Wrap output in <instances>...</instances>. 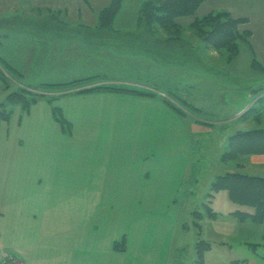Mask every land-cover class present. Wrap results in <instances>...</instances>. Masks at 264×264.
<instances>
[{"label":"rangeland","instance_id":"rangeland-1","mask_svg":"<svg viewBox=\"0 0 264 264\" xmlns=\"http://www.w3.org/2000/svg\"><path fill=\"white\" fill-rule=\"evenodd\" d=\"M147 1L127 0L118 17L132 22ZM25 9V0H0V57L17 71L6 74L9 90L0 82V103L20 90L42 98L29 112L14 106L0 127V253L68 264L65 253L88 242L107 251L100 264H264V228L229 212L209 219L218 176L264 177L240 167L241 156L223 160L232 135L258 127L239 118L263 93L264 51L254 61L244 40L237 59L215 50L191 27L196 13L171 31L131 26L162 33L164 52L135 44L100 53L66 11ZM252 19L263 40L261 18ZM245 39L252 44L251 32ZM92 85L119 90L79 93ZM219 196L230 204L226 191ZM203 241L211 248L200 259Z\"/></svg>","mask_w":264,"mask_h":264},{"label":"trees","instance_id":"trees-1","mask_svg":"<svg viewBox=\"0 0 264 264\" xmlns=\"http://www.w3.org/2000/svg\"><path fill=\"white\" fill-rule=\"evenodd\" d=\"M206 1L207 0H148L145 6L140 9L137 16L138 27L146 26V28L148 27V29L151 30L160 27L164 30L171 31L177 26L176 20L178 18L194 16L201 5ZM122 7L123 0H112L108 6L97 14V27L106 29L107 31L113 29L114 20L121 12ZM48 11L51 12L53 10ZM246 21V19L234 18L229 11L220 10L196 19L191 27L206 44L211 45L215 50L227 53L232 59H237L241 53L240 44L242 42L246 41L250 45L251 52L253 49L250 40L245 39V34L248 35L249 32L241 33L238 28L240 24ZM253 59L256 61L254 50ZM259 65L258 67L264 70V66L260 61ZM7 73L16 74L17 71L8 61L0 57V82H2L4 90L6 91L10 89V83L6 76ZM96 78L98 77H90L79 82H72L67 84L69 85L67 88H71L75 86V84L93 83ZM115 90L119 89H117L116 86L92 85L89 89L81 90L79 93ZM262 92L263 93L260 92L259 99L239 118L240 120L251 119L258 127L238 130L232 135L229 140V151L224 155L223 160H226L228 156L235 159L238 156L242 157L245 155L250 156L252 154L264 153V90ZM149 95L156 94L149 92ZM40 99L42 98L32 96V94L26 90L9 93L6 97V101L0 103V127L3 123L11 120L14 113V106H20L25 112H29L31 106ZM171 107L177 109L173 105H171ZM55 119L60 120L58 117V109L55 110ZM221 191H227L233 203L254 209L253 214L237 211L232 215L240 220L251 219L257 224L264 223V177L247 175L240 172L226 173L225 175L218 176L212 183L213 193H219ZM196 216L202 219L200 213ZM214 216L215 214L212 213L211 217ZM209 249L210 243L203 241L198 244L200 259L203 258L204 252ZM236 264L238 263L236 262Z\"/></svg>","mask_w":264,"mask_h":264},{"label":"crops","instance_id":"crops-1","mask_svg":"<svg viewBox=\"0 0 264 264\" xmlns=\"http://www.w3.org/2000/svg\"><path fill=\"white\" fill-rule=\"evenodd\" d=\"M127 0H123V7ZM135 2V0H130ZM111 2V0H25V12H29L32 9L35 11H42V10H64L67 12L68 16L72 17L70 20L73 24H83V26H86V29L91 31L90 34H87L90 41H97V43L90 44V48L99 49L100 53H103L106 51V49H109L110 47L116 46V47H132L135 44L137 45V48L141 50V48H144L145 50L148 49V47H152V49L156 50L159 48L160 52H164V48L166 47L165 43H160L159 41H165L166 37L162 33L154 34V33H145V32H137L133 27V25L138 26V17H134L130 22L124 17H116L114 20V32L107 31L106 29L98 28V17L97 14L104 9L108 4ZM264 4V0H208L205 2L201 8L198 10L196 16L194 18L203 17L204 15H208L211 12L214 11H220V10H226L231 12V14L235 18H241L246 19L244 26L247 27L246 30H249L251 32V41H252V47L254 52L264 51V7H261L260 5ZM206 7L205 12L203 16L198 15L200 13L202 7ZM21 9L24 10V7ZM252 16L256 18H261L259 22L262 24L261 32L263 34V40H261L259 37H257V34L250 28L252 27ZM72 25V24H71ZM140 28V27H138ZM95 30L96 33H92ZM138 31H140L138 29ZM119 42V44H113L110 42ZM160 43V44H157ZM110 43V44H109ZM170 45V44H169ZM147 50V51H148ZM250 50V49H249ZM98 51V50H97ZM126 51V50H125ZM250 56L251 55L250 53ZM256 56V55H255ZM261 62V61H260ZM264 65V64H263ZM251 121V119L249 120ZM243 130V129H240ZM237 160L240 161L239 166L240 167H257L259 170H264V153L263 154H252V155H245L243 157L238 158ZM236 160V161H237ZM261 172V171H260ZM246 174V173H244ZM247 175L252 176H259L263 177L261 175H258V173H247ZM214 182V181H213ZM212 182V183H213ZM191 188H194L192 185ZM212 188V185H211ZM225 191H221L219 193H216L213 195L212 198H210L212 201L210 203V206L212 207L213 213L215 214L214 217L209 216V219H217L218 216L223 213L220 212H229L230 215L233 213L240 211L237 208H244L245 210L242 211L244 213L253 214L254 209L247 206H236L238 204L233 203L228 194L229 198V205L226 204L225 207L222 206L219 200V195ZM227 192V191H226ZM228 193V192H227ZM209 196V195H208ZM233 203V204H232ZM205 204V203H204ZM203 204V206H204ZM231 205V207H230ZM234 205V206H232ZM219 208H230L227 211H221ZM233 208V209H232ZM228 214V215H229ZM235 217V216H234ZM205 218V215L202 216V219ZM247 222H250V224L258 225L264 228L263 224H257L253 222L251 219H249ZM84 228H79V230ZM86 229V228H85ZM76 228L73 230L75 232ZM78 230V231H79ZM76 233V232H75ZM262 236L256 240V242H262L261 244H264V230L263 233H261ZM262 239V240H261ZM261 240V241H259ZM83 241V240H78ZM126 240H122V243L116 242L114 244V251L119 254L121 251L127 250L126 247ZM206 242V241H205ZM211 248V244H210ZM107 251L105 250L103 252V249L100 246L92 245L84 242H78L71 248L67 253H65L66 261L73 264H82L85 262L86 264H100V260L106 254ZM106 256V255H105ZM35 258V256H34ZM32 259L31 261H33ZM19 264H27L26 260L20 261L17 260Z\"/></svg>","mask_w":264,"mask_h":264},{"label":"built area","instance_id":"built-area-1","mask_svg":"<svg viewBox=\"0 0 264 264\" xmlns=\"http://www.w3.org/2000/svg\"><path fill=\"white\" fill-rule=\"evenodd\" d=\"M0 264H18L17 259L9 253H0Z\"/></svg>","mask_w":264,"mask_h":264}]
</instances>
